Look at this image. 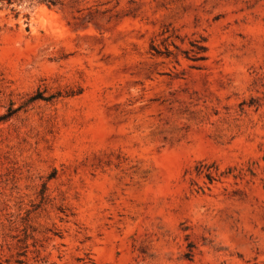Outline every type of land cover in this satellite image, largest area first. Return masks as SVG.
<instances>
[{
	"label": "rangeland",
	"instance_id": "obj_1",
	"mask_svg": "<svg viewBox=\"0 0 264 264\" xmlns=\"http://www.w3.org/2000/svg\"><path fill=\"white\" fill-rule=\"evenodd\" d=\"M0 264H264V0H0Z\"/></svg>",
	"mask_w": 264,
	"mask_h": 264
}]
</instances>
